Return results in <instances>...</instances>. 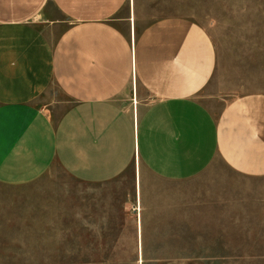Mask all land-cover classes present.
Wrapping results in <instances>:
<instances>
[{"label": "crops", "instance_id": "0c3cea01", "mask_svg": "<svg viewBox=\"0 0 264 264\" xmlns=\"http://www.w3.org/2000/svg\"><path fill=\"white\" fill-rule=\"evenodd\" d=\"M143 2L0 0V185L58 168L80 187L83 240L114 229L107 190L131 175L133 200L116 202L137 211L141 250H182L180 214L204 207L195 195L225 194L227 179L205 177L214 165L264 177V94H205L216 66L208 35L180 17L147 22Z\"/></svg>", "mask_w": 264, "mask_h": 264}, {"label": "rangeland", "instance_id": "374dc122", "mask_svg": "<svg viewBox=\"0 0 264 264\" xmlns=\"http://www.w3.org/2000/svg\"><path fill=\"white\" fill-rule=\"evenodd\" d=\"M143 1L147 22L180 17L208 35L216 66L205 94L222 101L264 94V0ZM215 175L227 179L221 184L225 194L195 195L204 207L180 214L177 244L184 248L166 251H142L137 211L130 206L124 214L117 205L127 192L133 200L127 186L131 175L120 178L104 198L115 202L107 214L114 229L83 240L77 239L73 219L80 187L58 168L24 187L0 185V264H157L182 256L188 257L182 264H264V177L240 178L220 163L205 177Z\"/></svg>", "mask_w": 264, "mask_h": 264}]
</instances>
